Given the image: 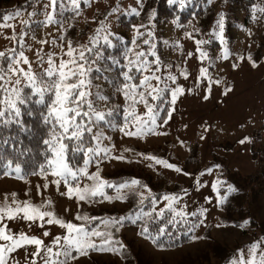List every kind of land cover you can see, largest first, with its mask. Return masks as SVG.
I'll return each mask as SVG.
<instances>
[{
    "label": "snow or ice",
    "instance_id": "obj_1",
    "mask_svg": "<svg viewBox=\"0 0 264 264\" xmlns=\"http://www.w3.org/2000/svg\"><path fill=\"white\" fill-rule=\"evenodd\" d=\"M40 2L41 0H25V5L17 6L14 11L0 16V29H11L10 36L4 35L5 39L12 42L11 47L0 50V129H10L15 126L20 133H29L31 128L26 124L24 115L36 117L40 128L38 155L43 160L38 167V174L44 179L42 187L47 190L50 185L56 186L60 195L73 200L76 210L72 213V219H65L48 210L46 206L51 203L49 200H43L41 203H33L30 198L21 201L17 193L13 192L12 200L9 202L8 194L5 193L4 202L0 203V241L4 242L0 243V264H21L18 249L23 251V264H75L80 256H88L93 251L110 252L126 260V245L115 235L121 231L126 222L136 225L142 221L137 234L150 240L158 248L165 247L161 242L162 237L168 236L171 239L174 235L167 232L169 225L176 228L183 223L189 233L193 232L195 228L204 224L207 209L200 208L189 212L187 205L178 206L182 195H188L187 189L182 188L180 193H166L158 197L148 184L138 178L109 181L100 175L103 161L126 160L127 157L123 154L125 152H135L137 157L153 162L148 165L149 167L160 165L177 173H183L185 176L192 175L177 163L169 162L168 159L151 153L136 152L131 147L123 148L120 154L114 155L115 145L104 143L105 140L111 141V137L101 130V125L104 124L109 128L118 129L126 137L143 139L151 135H167L168 133L163 129L172 119L177 100L186 93L193 92V88H185L177 83L178 76L188 78L186 65L181 68L180 64L165 63L157 51V43L153 42L155 33L151 27L157 15L156 10L149 9L142 23L130 25L133 32L131 46L127 43L123 44L122 59L107 57L113 65H119L117 78L113 81L116 96L110 97L100 93L99 85L93 84L92 74L100 71L98 61L104 58L102 49L116 47L117 43L123 41V37L112 31L110 19L114 13L121 10L119 0L115 5L109 6L106 12L100 13L102 19L97 21L96 16L91 18L97 21V24L87 34L84 42L79 40L74 42L67 35L68 29L73 27L75 17L65 28L64 0H44L42 8L38 10L35 5ZM186 2L190 0H167L169 5L178 4L181 9L185 7ZM70 3L75 16H80V0H70ZM83 3L87 6L90 0H83ZM207 3L211 4L212 0H207ZM29 4L32 5V11H27L28 19L19 20L21 29L17 33L16 25L8 21L22 17ZM135 4L136 6H129L123 10L128 15L140 17L145 7L144 0H135ZM252 8L255 12L256 5H252ZM260 12L264 13V8H261ZM39 15L44 19H32ZM253 19L257 17L254 15ZM33 23L41 26L57 24L59 35L49 41L37 40L33 33L31 39L40 47L35 49L34 59L30 61L26 51H31L32 45L25 41V36L29 34ZM173 23L176 24L177 21L174 20ZM180 27L187 29L183 31V37L194 42L199 60L202 63L208 62V66L199 68L194 87L202 80L212 81L209 67L213 58L201 47L210 41L198 39L194 35L201 30L193 20ZM224 31L225 14L220 11L215 26L208 36L220 42L224 53L220 58L227 59L229 50L224 46L226 44ZM161 43L173 49H182L180 39L172 42L163 40ZM45 44H50L46 52L43 47ZM53 48H59V52L53 51ZM192 55V51L187 52V57ZM238 59L243 61L245 56L241 55ZM246 59L252 68L258 66V61L253 58L251 52L247 53ZM173 67L177 69L176 73L171 71ZM231 67L235 70L238 65L232 63ZM214 82L216 85L221 84L220 79H215ZM93 88L97 89L96 92H93ZM230 91L231 86L225 84L223 94L226 95ZM210 93L211 88L207 87L203 99L207 100ZM110 100H119V102L105 106ZM138 105L143 106V112L137 110ZM117 112H122L123 122L114 125L111 118ZM208 130L207 127L204 128L205 132ZM200 139H204V136ZM10 141L15 147L17 143L15 137L9 135L0 138V143L8 144ZM250 141L249 136H244L239 143L245 144ZM179 144L184 147L185 141L179 140ZM69 153L73 159L78 155L82 156V164H72ZM93 162L96 168L95 171L90 172L89 166ZM220 167L219 164L205 167L197 174L196 185L199 186V178L205 173H212L213 169ZM13 174L16 179H24L25 173L19 163H16L14 168L11 160H8L6 165H0V176L12 177ZM31 174L36 175L37 171L34 170ZM85 177L91 183L85 182L81 186V181ZM61 184L64 187L62 192H60ZM222 188L226 189L223 194H221ZM106 189H112L115 195H108ZM36 190L39 195L41 185H36ZM211 190L215 193L214 200L218 207L228 200L231 193L237 191L234 185L221 178L213 180ZM24 195L28 197L29 190L26 189ZM129 197L136 200L135 217L132 214L97 217L83 212L84 206L101 202L98 198L111 203L113 200L123 202ZM146 201L149 202L148 211L144 210ZM160 201L164 203L157 207ZM64 211L69 212L70 209L65 208ZM189 217L195 219L189 220ZM162 218H166V223H160L153 234L150 230L151 222L160 221ZM9 221L30 223L23 225L22 229L13 231ZM96 221H99V224L92 226ZM250 223V218L243 219L239 227L244 228ZM100 225H103V228ZM54 226H58L63 231L52 234L51 227ZM219 226L218 224L217 227ZM30 231L32 234H29ZM42 237L50 238L49 242L46 243ZM201 238L192 236L193 240ZM236 251L239 256L233 255L227 264H264V247L259 239L248 246L247 258L244 249Z\"/></svg>",
    "mask_w": 264,
    "mask_h": 264
},
{
    "label": "rangeland",
    "instance_id": "obj_2",
    "mask_svg": "<svg viewBox=\"0 0 264 264\" xmlns=\"http://www.w3.org/2000/svg\"><path fill=\"white\" fill-rule=\"evenodd\" d=\"M19 1L23 0H0V5L11 7ZM43 2H41L42 5ZM116 3L117 0H92L91 7L81 11V15L76 19L73 25H76L74 31L69 29L67 35L74 42L76 40L84 42L87 34L96 27L97 21L100 19L98 10L105 5H115ZM119 4L124 7L136 6L135 0H119ZM256 7L264 8V0H259ZM227 9H231L230 12L224 13V36L226 38L224 46L229 50L227 59L220 58L224 55L220 42L216 39H210L208 36V33L215 26L216 19L215 22L213 19L211 20V29L208 32L202 31L200 28V36L196 35L198 39L203 38L210 41L201 47L213 58L212 65L209 67V75L213 78L212 81L202 80L198 86L194 87L196 77L199 75V68L208 66V62L202 63L199 60L194 42L183 37L182 32H171L168 28L159 33L162 40L172 42L180 39L182 49H179V52L182 53V63L186 65L189 76L187 79L178 76L177 83L185 88H193L191 94L186 93L177 100L168 134L151 135L139 139L126 137L123 133L110 134L106 132V135L111 137V141L105 140L104 143L115 145L114 155L120 154L123 148L131 147L136 152L151 153L166 158L169 162L177 163L186 171L191 172L192 175L185 176L183 173H177L160 165L149 167L148 165L153 162L137 157L135 152H125L123 154L127 157L126 160L110 159L103 161L100 172L103 178L108 179L128 172L130 175L153 176L157 182L159 177L164 176L166 180L175 182L181 187L186 188L187 186L190 189L187 196L182 195L178 206L187 205L189 212L206 208L205 217L207 222H210V229L208 231L203 230L201 239L174 249L154 247L137 234L136 227L130 226L122 229L124 244L128 245V249L133 253L126 260L129 263L134 256L138 264H218L230 254L231 257L233 255L239 256L236 250L241 248L245 250V258H247L248 246L258 239L262 241V247H264V194L253 202H251V197L247 198L246 201H250V204L244 206L248 211L245 216L252 215L256 223H250V225L245 226L246 229L244 230L226 222L231 221L228 220L229 218L240 221L244 216L238 213L236 209L229 216L228 213L231 211H222V208H218L215 203V193L211 190V183L217 178H223L219 174V169H213L212 173H205L200 177L199 186L195 183L197 174L203 171L205 167L212 166L214 161H217L221 167H228L229 170H236L243 174L259 171L260 176H264V162L258 165L255 160L264 159V13L255 14L257 17L255 20L253 15L251 17L253 23L247 24L245 15L239 7L231 5L227 6ZM116 14L117 12L113 15ZM93 16L97 17V21L91 19ZM205 18L202 23L207 22L212 17ZM12 22L9 21V23ZM14 24L16 25L15 29L18 28V24ZM58 30L59 26L47 25L44 29L39 30L35 36L37 40L47 39L51 41L52 37L59 35ZM4 34L10 36L11 29H0L1 49L8 46L9 41L10 45L12 44L11 40L5 39ZM129 35L132 37L133 32H130ZM215 41L219 42V46H215ZM27 43L32 45V50L26 51V55L31 61L34 59L35 49L40 45L31 37ZM43 47L46 52L50 44H45ZM52 50L59 52V48ZM188 51L193 52L191 57H187ZM179 52H164V60L170 63L174 59H178ZM249 52L258 61L256 68H252L247 62L246 57ZM241 55L245 56L243 61L238 59ZM177 62L180 64V59ZM232 63L238 65L235 70L231 67ZM171 71L177 72V70L172 69ZM215 79H220L221 84L216 85ZM225 84L231 86V91L226 95L223 94ZM207 87L211 88V93L209 98L205 100L203 94H205ZM185 125L187 127H184ZM205 127L209 129L207 132L204 131ZM201 136H204V139H200ZM244 136H249L251 141L240 144L239 140ZM178 138L185 141L184 147L179 144ZM254 151L258 152L257 158L253 156ZM12 167L14 168L15 165ZM95 168L96 165L92 171H95ZM153 178H151V185L154 186L156 183ZM43 183L44 179L41 176L24 177L23 180L16 179L15 174L12 177H0V203L4 202L5 193L8 194V200L11 202L12 193L15 192L21 201L29 198L33 203L49 200L51 203L46 206L48 210L54 211L62 218L72 219V213L76 210V204L73 203V200L60 195L54 185H50L47 190H44ZM38 184L41 185L39 195H37L36 190ZM26 189L29 190L28 197L24 195ZM62 191H64L63 184L60 186V192ZM208 197H213V199H208ZM163 203L161 201L158 207L162 206ZM114 204L122 206L118 200L111 203L101 200V202L84 206L83 210L89 215L104 213L107 210H112L115 207ZM65 208H69L70 211L65 212ZM8 223L12 230L16 231L30 222L9 221ZM218 224L219 227H217ZM62 231L58 226L51 227L52 234ZM29 234H32V231ZM42 238L46 243L49 242L50 238ZM94 239L98 240V238ZM0 243L4 242L0 241ZM17 253L19 254L18 258H21V264H23V251L18 249ZM75 264H126V262L125 259L116 254L93 251L88 256L79 257Z\"/></svg>",
    "mask_w": 264,
    "mask_h": 264
},
{
    "label": "trees",
    "instance_id": "obj_3",
    "mask_svg": "<svg viewBox=\"0 0 264 264\" xmlns=\"http://www.w3.org/2000/svg\"><path fill=\"white\" fill-rule=\"evenodd\" d=\"M44 0H41L43 2ZM259 0H212L211 4L207 3V0H190V2H186L185 7L181 9L178 4H173L169 5L167 3V0H144L145 7L143 11L141 12V16L137 17L135 15H128L125 13L123 9H126L128 7L120 6L121 10L117 12V14L114 16L112 15L110 17L112 21V31L118 33L121 37H123V41L119 42L116 44V47L113 48H103V55L104 58L100 59L98 61V67L100 68L99 72H93V84L94 85H99V91L103 95H108L110 97H115V86L113 81L116 80L118 70H119V65H113L111 60L107 59V57L111 56L116 59H122L123 55V44L127 43L129 46L131 36L129 33H132V30L130 28L131 24H139L144 21V18L146 17V14L148 13L149 9H155L157 12V15L154 20V24L151 26L152 30L155 33V37H153V42L157 43V51L161 55L162 60L167 63L164 60V52H174L177 51L179 52V49H173L172 47H166L161 43L162 38L161 35L159 34L161 31L165 30V28H168L171 32H182L187 30L185 28L180 27V25H185L189 20H193V23L201 28V30L208 32L211 27L210 25L211 20L213 19V22H215V19H217V14L220 11L225 12H230L231 9H227V6H237L240 8L241 12L245 15V22L247 24L253 23L251 20V17L255 14H259L260 8L256 7L255 12H253L252 5L258 4ZM38 3L35 5L36 9H41L42 4ZM91 2L90 0L89 5H85L83 3V0H80V11L87 10L88 8L91 7ZM65 3V11L63 13V20L65 23V27L67 28V23L72 21V18L75 17L73 21V25L75 24V21L78 17L75 16L74 11L72 10V5L70 3V0H64ZM25 5V0L17 2L15 5L11 7H3L0 5V16L7 12H12L17 6H22ZM114 5V4H112ZM111 4L105 5L103 8L98 10V15L100 19L103 18V16L100 15V13H104L108 10L109 6H112ZM27 11H32V5L29 4L26 7V11L22 13V17H16L13 20L12 23H17L18 28L15 29L17 33L20 32L21 25L19 24V20L21 18L23 19H28L27 17ZM193 13H195V19H193ZM212 17L210 20H208L205 23H202V20L206 19L205 17ZM59 18V16L57 17ZM33 20H43L44 17L42 15L36 16L32 18ZM176 20L177 23L174 24L173 21ZM9 23V21H8ZM52 25V24H49ZM55 26H59L57 24H54ZM76 25L73 26L71 29L74 31ZM190 27V26H189ZM45 26H41L39 24L33 23L31 25V30L29 31V34L25 36V41L28 42L29 37L32 36V34H36L39 30L44 29ZM69 30V29H68ZM157 34V37H156ZM194 35L200 36V33H194ZM160 36V37H159ZM147 38V37H146ZM8 41V40H6ZM215 46H219V42L215 41L214 42ZM12 45V44H11ZM10 41L8 46H4L3 49L11 47ZM181 51V50H180ZM179 58L174 59L170 64L176 65L178 64V60L180 59L181 63V68L185 67V64L182 63V53L179 52ZM149 59H152L149 57ZM35 66V65H34ZM172 70L176 71L177 69L175 67L172 68ZM96 88H93V92H96ZM119 100H110V102L105 105V106H111L113 103H117ZM103 104V102H101ZM137 110L139 112H143V106L138 105ZM112 122L113 124H120L123 122V115L122 112H117L112 116ZM24 120L26 124H28L31 128V131L29 133H20L18 129L13 126L10 129H0V138H6L9 135L15 137V140L17 141L15 147L13 146V143L10 141L8 144L0 143V165H6L8 160L12 161V166H14L16 163H19L21 165V168L23 172L25 173V177H30V176H39L38 174V167L39 164L43 162L42 157L38 155L39 148H38V140L40 137V128H39V123L36 117H29L27 114L24 115ZM170 122L168 125H166L163 129L164 132H169L170 130ZM101 130L104 131L105 133L108 132L110 134H115V133H121L118 131V129L115 128H109L107 125L102 124L101 125ZM87 139V137H86ZM27 149L28 151H24ZM258 152L254 151L253 156L257 158ZM69 158L71 159L72 164H77L81 163L82 164V156L78 155L74 159L71 157V153H69ZM257 164L260 165L261 162H264V159H255ZM212 164V163H211ZM214 164H218L217 161H214ZM95 163L91 164L89 166V171L91 172L94 169ZM34 170L37 171L36 175L31 174ZM141 173V172H137ZM219 174L223 176V180H225L227 183H230L235 186L237 191L231 193L228 197V200L222 205L219 206L218 208H222V211H231L229 212V216L233 214L232 212L234 209L237 210L238 213H240L242 216L240 221L243 219H248L250 218L251 223H256L255 218L252 215H246L248 214V211L244 208L246 204H250V201L247 202V198L251 197V202L253 200H256L258 197L263 196L264 194V176H260L259 171L252 173V174H243L240 172H237L236 170H229L228 167L222 166L219 168ZM151 176V175H150ZM3 177V176H0ZM131 178H138L142 182L148 184V186L151 188L153 193L157 195L158 197L162 194L166 193H180V190L187 189L189 192V188L186 186L181 187L179 184L172 182L170 180H166L164 176H161L158 178L157 182L154 180L153 176L148 177L145 174H141V176L137 175H130L128 172L126 174H118L114 177H109L107 180L109 181H122L124 179H131ZM156 183L154 186L151 185L152 179ZM88 182L90 183L86 177L81 181V186H83V183ZM159 184V185H158ZM225 188L221 189V194H223V191H225ZM108 195H115L114 191L112 189H106L105 190ZM182 195V194H181ZM102 200V198H98ZM119 201V200H118ZM115 202V200H113ZM122 206H116L112 210H107L104 213H92L93 216L97 217H104V216H109V215H129L132 214L133 217H135V214L137 212V204L136 200L132 197H129V199L125 201H119ZM161 203V201H160ZM118 204V203H116ZM159 205V204H158ZM157 205V207H158ZM144 210L148 211L149 210V202L146 201L144 205ZM83 212H85L83 210ZM189 220H194V217H189ZM205 222L202 224L200 227L195 228L193 232L189 233L187 230V226L183 223L179 224L176 228H173L172 226L167 227V232L168 233H173V237L169 239L168 236H164L161 238V242L165 245L164 248H158L156 245H154L150 240H147L150 242L154 247L158 249H174L178 247H182L184 245H187L193 241L192 236H201L203 230L208 231L210 229V222H207L206 217L204 218ZM231 221H226L230 222L234 226H239L240 221L237 219H228ZM142 221L138 222L136 225L131 224L130 222H126L125 226L122 228H127L130 226L136 227L137 230L139 231L140 224ZM160 223H166V218H162L160 221L153 220L150 224V230L155 234V231L158 228V225ZM96 224H99V221H96L93 223L92 226H95ZM101 228H103V225H100ZM121 229V230H122ZM246 229V227L242 228ZM116 238L119 239L124 243L121 231L119 233H116ZM198 240V239H197ZM125 245V244H124ZM129 246L126 245V250H125V255L127 256V259L131 254L133 253L128 249ZM81 257V256H80ZM231 258V254L227 257H225L221 262L218 264H227L229 259ZM126 264H138L136 263V257L133 256L132 261L129 263L126 261Z\"/></svg>",
    "mask_w": 264,
    "mask_h": 264
}]
</instances>
